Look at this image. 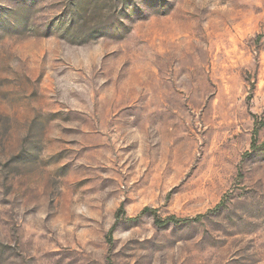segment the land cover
I'll return each mask as SVG.
<instances>
[{"label": "rangeland", "instance_id": "1", "mask_svg": "<svg viewBox=\"0 0 264 264\" xmlns=\"http://www.w3.org/2000/svg\"><path fill=\"white\" fill-rule=\"evenodd\" d=\"M72 1L0 0V264H264V0Z\"/></svg>", "mask_w": 264, "mask_h": 264}, {"label": "trees", "instance_id": "2", "mask_svg": "<svg viewBox=\"0 0 264 264\" xmlns=\"http://www.w3.org/2000/svg\"><path fill=\"white\" fill-rule=\"evenodd\" d=\"M132 0H124L121 2L122 4V9H121V12H123L125 9H129V11L131 10L133 13L136 11V8H132V3H131ZM80 4H79V0H73L72 1V10L73 11H77L80 9ZM136 7V6H135ZM261 125H264V120L261 122ZM258 128H256V133L258 132ZM151 213L152 215H154V218H155V221L157 224L159 225H162V224H165V223H169V222H174V223H181V222H187V221H190L191 219L189 218H180V217H177L176 215H172V216H169L165 219H163L158 213H157V210L154 209V208H151V207H146L142 212L141 214L143 213ZM126 212H125V209L124 207H122L118 213H117V217L118 219H120L121 217L125 216ZM138 215L136 217H133L131 219L133 220H137L139 219V217L141 216ZM115 229V226L112 227V229L110 230L109 234L112 235L113 234V231ZM108 264H113L111 261L108 263Z\"/></svg>", "mask_w": 264, "mask_h": 264}]
</instances>
